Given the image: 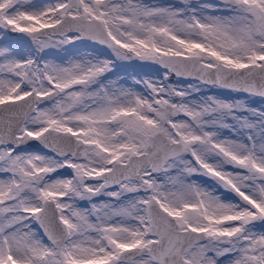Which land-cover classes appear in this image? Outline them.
Listing matches in <instances>:
<instances>
[{
  "label": "snow or ice",
  "instance_id": "6c2138e0",
  "mask_svg": "<svg viewBox=\"0 0 264 264\" xmlns=\"http://www.w3.org/2000/svg\"><path fill=\"white\" fill-rule=\"evenodd\" d=\"M3 40L0 264H264V109L204 91L264 98V0H0Z\"/></svg>",
  "mask_w": 264,
  "mask_h": 264
},
{
  "label": "rangeland",
  "instance_id": "374dc122",
  "mask_svg": "<svg viewBox=\"0 0 264 264\" xmlns=\"http://www.w3.org/2000/svg\"><path fill=\"white\" fill-rule=\"evenodd\" d=\"M146 2L150 3H160V4H176L179 5L182 0H146ZM193 2H197V0H193ZM199 2H204V0H199ZM7 40L0 41V43H7ZM114 77H120V78H127L129 80H132L133 78H139L141 76H148V75H158L156 71V67H146L142 66L140 63H134V62H120L119 65L114 68ZM173 84H176L177 87H183L186 86L187 83H194L192 80H180L177 81L176 78H172L170 81ZM204 91L207 92L210 95H216L219 96L222 99L227 100H241L244 101L249 107L257 108V109H264V98H261L259 96H249L246 94H236L233 92H230L229 90L225 89H211V91L208 90V88H204ZM257 231H262L264 229L258 227L256 229Z\"/></svg>",
  "mask_w": 264,
  "mask_h": 264
}]
</instances>
